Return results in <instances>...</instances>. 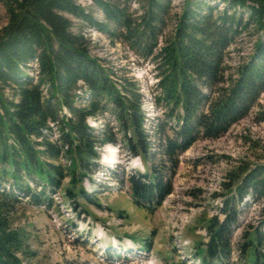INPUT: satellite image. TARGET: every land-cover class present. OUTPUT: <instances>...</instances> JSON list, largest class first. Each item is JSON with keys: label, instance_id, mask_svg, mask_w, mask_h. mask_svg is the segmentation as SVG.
Instances as JSON below:
<instances>
[{"label": "trees", "instance_id": "obj_1", "mask_svg": "<svg viewBox=\"0 0 264 264\" xmlns=\"http://www.w3.org/2000/svg\"><path fill=\"white\" fill-rule=\"evenodd\" d=\"M91 1L134 51L143 58L154 55L172 0H141L140 16L113 0ZM8 5V22L0 29V264H24L23 239L11 228L10 209L22 199L52 205L49 193L67 178L75 188L77 175H86L106 144L123 142L130 156L148 160L151 140L137 84L115 77L91 55L85 34L74 31L72 18L102 25L77 0H9ZM244 32L258 39L248 61L228 79L226 53ZM155 59L160 80L154 103L164 107V118L154 134L161 141L162 168L170 175L151 164L143 174L128 176L133 203L149 211L172 193L179 157L200 138L227 133L264 93V0H185L173 36ZM108 116L116 124H89ZM230 181L231 195L219 210L223 218L210 220L203 253L195 258L202 264L230 260L241 206L251 200L261 220L248 226L239 249L244 264H264V163L237 169Z\"/></svg>", "mask_w": 264, "mask_h": 264}, {"label": "rangeland", "instance_id": "obj_2", "mask_svg": "<svg viewBox=\"0 0 264 264\" xmlns=\"http://www.w3.org/2000/svg\"><path fill=\"white\" fill-rule=\"evenodd\" d=\"M113 1L127 5L133 16L141 15V0ZM77 2L102 25L72 18L74 31L85 34L93 57L112 70L115 77L135 82L143 96L144 127L150 136L151 152L146 160L130 156L123 142L106 144L99 160L85 172L86 177L77 175L75 188L67 178L60 188L49 193L52 205L36 206L22 199L8 211L11 228L23 239L19 256L24 264H202L195 257L203 253L210 220L220 215L222 202L231 195L227 187L230 175L239 168L264 163V93L250 113L227 133L216 139L200 138L179 157V166L171 177L173 191L159 208H140L131 198L128 176L143 174L151 164L159 169L164 166L161 141L154 134L157 120L164 118V107L154 103L160 80L155 56L173 36L185 0H172L163 17L158 49L146 58L123 40L120 29L106 23L103 11L91 0ZM8 3L9 0H0V29L8 22ZM257 39V34L244 32L228 49V79L235 78L238 67L248 61ZM107 118L90 119L89 124L96 128L116 124L114 118ZM108 145L119 152L114 161H107ZM61 162L71 166L66 159ZM161 170L170 175L167 168ZM67 187L71 189L69 194L65 193ZM78 187L89 194L88 200ZM6 188L9 190L8 185ZM241 207L233 252L225 264L245 263L239 246L248 226H256L261 220L260 208L251 200Z\"/></svg>", "mask_w": 264, "mask_h": 264}, {"label": "bare ground", "instance_id": "obj_3", "mask_svg": "<svg viewBox=\"0 0 264 264\" xmlns=\"http://www.w3.org/2000/svg\"><path fill=\"white\" fill-rule=\"evenodd\" d=\"M106 147H107V151H109L108 155L106 156L107 161H114L118 152L117 148L111 145H108Z\"/></svg>", "mask_w": 264, "mask_h": 264}]
</instances>
